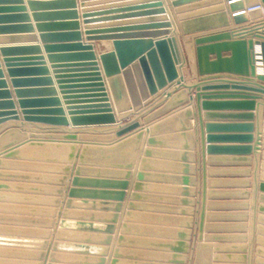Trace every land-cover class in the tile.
Listing matches in <instances>:
<instances>
[{"label": "water", "instance_id": "obj_1", "mask_svg": "<svg viewBox=\"0 0 264 264\" xmlns=\"http://www.w3.org/2000/svg\"><path fill=\"white\" fill-rule=\"evenodd\" d=\"M121 1L124 0H0V35L8 37L10 43L0 46V125L10 121L22 128L25 123H33L51 126L56 131L59 129L54 133L63 134V141L40 142L36 141L35 134L31 133L33 139L26 141L22 147L65 149L61 183L67 180V175L71 173L66 205L72 203L71 198L75 194L84 192L77 188L86 185L83 183H102L110 185V190L103 189L98 194L116 197L113 200L117 202L113 207L117 212L120 202L125 198L127 180L131 176L129 171L144 131L141 128L132 134L127 133L140 126L139 118L147 120L154 110L162 106L159 111L177 107L186 101L188 95L189 100L195 101L194 127L190 124L192 110L184 107L163 121L146 128L145 133L151 134L147 136L146 143L153 146L160 142L152 137L153 132L173 120L180 122L181 131L178 136L188 140L184 147L186 150L182 153L181 164V196L184 198L179 201L183 207H192L195 203L192 198L194 190L190 187L195 181L191 150L193 134H198L201 202L197 231L200 241L205 220L207 185L240 188H247L249 185V180L245 178L248 169L219 170L221 173H235L240 176L207 180L206 158L210 161L226 159L248 163L249 155L258 151L261 144L259 134L254 145L251 143L254 140L252 111L255 109V99L257 95H263L264 98V0H226L229 12L226 11L222 0H168L176 9L178 20L181 21L180 28L184 32L187 24L191 22H205V28L197 26L199 30L225 28L230 22L239 26L194 38L191 56L198 79L191 84L184 82L181 69L189 62L177 35L159 30L170 27L163 1ZM188 3H193L194 8H200L183 14L185 7H188L184 5ZM257 4H260L262 9L241 12ZM31 13L34 18L48 13H66L72 19H80V22L66 24L68 27L72 26L69 30L48 31L33 23ZM191 15L197 18L191 22L186 21ZM36 32L39 42L12 44L19 42L21 35ZM103 39L110 40V48L99 53L95 50L94 41ZM172 85L174 87L169 90ZM192 91L194 96L191 95ZM151 97H156L154 102L144 108L143 101L148 104L147 101ZM225 98L227 100H215ZM223 105L243 106V112L226 114L242 117L243 120H214L221 115L217 108ZM202 110L205 111L204 114ZM128 111L131 112V118L128 115L125 117L128 119L126 121L116 120L115 112ZM69 125L80 127L75 128L79 129L78 132L91 129L89 127L94 125H113L117 128L115 136L119 140L111 146L84 143L76 161L73 162L76 146L72 141L76 140L77 131L67 128ZM15 131L17 129L8 130L6 133ZM262 145L264 150V142ZM18 147L1 154L0 165L5 158H16ZM116 151L128 154L126 162L118 163L119 168L126 169L119 173L122 178L109 180L81 177L85 170L84 165L91 164L97 158L105 159L106 153ZM151 154L152 150L149 148L143 152L141 171L136 174V182L133 184V200L141 197L137 191L143 187L142 180L146 177L143 171L149 167L147 159ZM262 156L264 158V152ZM208 171L215 173L217 170ZM258 188L264 192V180H261ZM239 193L243 196L248 194L246 190ZM259 201L264 202V194H260ZM240 205L246 207L247 203L241 202ZM133 206L129 203V208ZM192 213V208H181L183 215ZM115 218L116 216L113 220ZM190 224L189 219L187 228H190ZM107 229L110 234L113 224ZM188 237L189 230L181 232L176 244L171 246V264L185 263L184 255L180 254L187 251L185 240ZM213 237L214 240L230 237L244 240L243 235ZM204 249L206 247L203 244L197 245L194 264H202L199 261L200 252ZM233 249L245 253L246 246H234ZM240 255L237 257L244 263L246 256ZM101 257L99 264L104 263V255Z\"/></svg>", "mask_w": 264, "mask_h": 264}, {"label": "crops", "instance_id": "obj_2", "mask_svg": "<svg viewBox=\"0 0 264 264\" xmlns=\"http://www.w3.org/2000/svg\"><path fill=\"white\" fill-rule=\"evenodd\" d=\"M162 1L169 17L170 27H163L159 30L161 32L170 31L168 34L177 35L189 62L181 69L184 82L194 83L198 79L191 56L194 38L226 29H235L239 26H234L230 22V25L225 28L199 30L197 26L205 28L206 23H192L191 21L197 17L191 15L186 20L191 23L187 24L184 32L180 28L181 21L178 20L176 9L170 5V1ZM222 1L227 8L226 11L229 12L226 0ZM184 6L188 7H185L183 14H189L200 8H194L193 3ZM32 21L34 24H39L41 29L49 31L69 30L72 26L68 27L66 24L80 22V19H72L66 13L60 15L48 13L35 18L32 15ZM21 36L19 42L12 44L39 42L38 32ZM8 41V37L0 35V46L10 44ZM94 44L95 50L99 53L110 48V40L107 39L95 40ZM173 87L174 85L169 87V90ZM191 95L194 96V91ZM262 96L257 95L255 109L252 111L254 140L251 143L254 145L259 134L261 144L258 151H253L249 155V162L226 159L210 161L206 158L207 180L240 176L235 173H221L219 170L248 169L245 178L249 180V185L247 188L209 187L207 185L205 220L200 241L197 231L201 202V161L198 134L193 132L191 150L194 158L192 164L195 181L190 187L194 190L192 198L195 203L192 207H183L179 201L180 198H184L181 196L183 186L181 164L183 163L182 153L186 150L184 147L188 140L178 136L181 131L180 122L173 120L153 132L152 137L160 141L153 146L147 145V136L151 134L145 133L146 128L163 121L184 107L192 110L193 116L190 124L194 127L195 101L189 100L188 95L186 101L177 107L159 111L162 106L154 110L147 120L139 118L140 126L127 133L132 134L141 128L144 131L129 171L131 176L127 180L125 198L120 202V209L117 212L113 207L117 202L113 200L116 197L98 194L100 190H110L108 188L110 185L102 183H83L86 185L77 188L84 192L75 194L71 198L72 203L66 205V200L69 199L67 187L70 185L71 173L67 175V180L61 183L62 167L65 165L63 162L65 149L22 147L26 141L33 139L30 136L31 133L35 134L36 141L46 143L61 141L63 134L54 133L59 129L56 131L53 127L44 124L25 123L22 128L10 121L2 123L0 125V158L5 151L18 146L19 152L16 158H5L0 165L2 174L0 176V264H99L102 255H104L103 264H112V262L113 264H171L173 259L171 246L176 244L181 232L188 230L189 237L185 240L187 251L180 254V256L184 255V264H194L198 244L206 247L200 252L199 261L202 264H264V202L259 201L260 194L264 192L258 188L261 180H264V170H262L264 163L262 156L264 152L262 145L264 142V98ZM155 98L151 97L147 101L148 104L143 101L144 108L154 102ZM62 106L65 107L63 103ZM244 110V107L239 105H223L217 108V112H221V115L214 120L240 122L243 120L242 117L226 116V114L227 112L235 114V112ZM204 112L202 110L203 114ZM128 115H130L129 118L132 117L130 111L115 112L116 120L119 121L128 120L125 119ZM115 127L94 125L89 127L91 129L78 132L79 129L75 128L80 127L69 125L67 128L77 131V138L72 141L76 146L73 162L76 161L77 154L84 143L97 146L115 144L119 140L115 136L117 129ZM11 129H17V131L11 134L6 133ZM219 132L225 133V131ZM148 148L152 150V154L147 159L148 169L143 171L146 175L142 180L143 187L137 191L141 197L133 200L131 197L133 184L136 182V174L141 171L143 152ZM126 154L119 151L106 153L105 159L97 158L91 164L84 165L85 170L81 177L119 180L122 178L119 173L126 169L119 168L118 163L127 161L128 154ZM208 170L217 171L209 173ZM64 176L66 178V175ZM242 190H246L248 194L243 196L239 193ZM94 191L97 193H93ZM241 202H246V207L241 206ZM129 203L134 206L129 208ZM181 208H192L193 213L183 215ZM114 216H116L115 220H113ZM189 219L191 224L190 228H187ZM111 224H113V230L109 234L107 228ZM240 235L244 236V240L231 237L225 240H214L213 237ZM240 245L246 246L245 253L233 249L234 246ZM259 250L261 253H258ZM240 254L246 256L244 263L237 257L241 256Z\"/></svg>", "mask_w": 264, "mask_h": 264}, {"label": "built area", "instance_id": "obj_3", "mask_svg": "<svg viewBox=\"0 0 264 264\" xmlns=\"http://www.w3.org/2000/svg\"><path fill=\"white\" fill-rule=\"evenodd\" d=\"M256 9H262L261 5L260 4H257V5L248 7L245 10H241V12L247 13L249 11L256 10Z\"/></svg>", "mask_w": 264, "mask_h": 264}]
</instances>
